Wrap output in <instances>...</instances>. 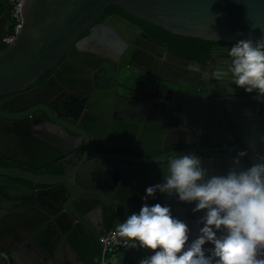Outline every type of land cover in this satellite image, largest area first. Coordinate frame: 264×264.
I'll return each instance as SVG.
<instances>
[{
  "label": "water",
  "instance_id": "water-1",
  "mask_svg": "<svg viewBox=\"0 0 264 264\" xmlns=\"http://www.w3.org/2000/svg\"><path fill=\"white\" fill-rule=\"evenodd\" d=\"M18 1L22 10L21 24L15 39L0 50V98L16 94L12 102H23L21 108H31L17 116L1 113L0 116L7 120L34 117L39 123L34 130L38 136L33 148L34 160L16 161L35 170L61 161V167L56 168L61 172L35 174L21 173V169H0V264H67L74 255L86 264L96 251L102 254L100 236L116 232V225L132 212L139 211L145 202L170 204L173 214L186 220L195 236L199 214L192 213L191 205L159 192L155 198L145 201V189L163 180L171 154L199 155L210 174H219L229 167L231 158L246 147L247 140H254L257 151L264 153V143H261L264 93L255 91L258 96L243 101L239 93L242 90L222 84L194 99L188 96L157 98L163 103L159 113L147 107V103L139 105L136 97L124 106L119 103L120 95L118 99L108 100L106 96L95 94L97 101L110 106L111 110L91 113V99L83 102L73 99L69 105L79 103V110L86 106L80 118L79 114L69 115L59 108L68 104L59 94L67 80L65 73L72 67L74 71L68 74L77 81L76 75L82 69L77 62L62 60L65 56L72 57L79 43L88 47L96 40L105 43L112 31L111 21L97 22L110 6L120 7L176 35L235 43L249 36L264 38V0ZM114 18L133 29L126 43L131 51L161 44L134 23ZM7 22L0 17V40L9 34ZM87 31L89 34L82 40L81 36ZM107 47L114 50L110 45ZM174 65L169 63L168 67L200 75L196 69L181 70ZM112 66L118 70L117 63ZM52 69H55L54 74L44 84L26 91ZM104 69L103 76L88 80L89 87L81 86L82 89L100 92L111 88L106 83L108 67ZM167 88L171 90L164 84L163 89ZM179 92L192 95L184 90ZM93 117L101 122L105 136L121 141L120 144L108 143L110 148L121 152L104 153L96 149L97 145H90L97 128L96 122L91 121ZM83 139V159L78 164L71 159L68 164L66 160L74 155ZM126 149L130 153L122 152ZM147 152L160 154L141 155ZM15 178L27 180L34 186L17 183L12 180ZM72 221L81 228L73 227ZM61 236L68 240L71 248L66 242L61 243Z\"/></svg>",
  "mask_w": 264,
  "mask_h": 264
},
{
  "label": "clouds",
  "instance_id": "clouds-1",
  "mask_svg": "<svg viewBox=\"0 0 264 264\" xmlns=\"http://www.w3.org/2000/svg\"><path fill=\"white\" fill-rule=\"evenodd\" d=\"M228 56L230 63L214 77L264 93V38L239 39ZM145 192V201L159 192L191 205L199 227L193 236L170 204L145 202L116 225L125 243L148 250L139 264H264V153L254 140L219 174H210L199 155L171 154L163 180Z\"/></svg>",
  "mask_w": 264,
  "mask_h": 264
},
{
  "label": "flooded vegetation",
  "instance_id": "flooded-vegetation-1",
  "mask_svg": "<svg viewBox=\"0 0 264 264\" xmlns=\"http://www.w3.org/2000/svg\"><path fill=\"white\" fill-rule=\"evenodd\" d=\"M3 8H0V16L7 19L8 24L9 18L5 13L2 12L1 9ZM109 9L110 7L106 9V11L101 15V18L97 22L98 24H104L107 20L111 21V23L109 24V28L112 31L108 33L110 35L107 37L105 43L101 42L100 40H96L93 45H90L91 48L88 47L87 44H85L84 46V43H79L76 45V50L73 51V54H71L72 57L68 58L67 56H65L62 60V62H64L66 59L77 62L81 64L80 66L82 68L76 75L77 81H74L72 78H70L71 75L68 74L74 71L72 67H70V70L68 69L67 73H65L67 80L64 83L65 85L63 84L62 90L59 92L62 101L64 100L68 103H64V106H59V108L63 112L69 115L79 114L80 118H82V116L85 114L86 106L82 110H79L81 108L79 103L72 104L71 106L69 105V102L73 99H78L80 100V102H83L86 98L92 100L91 106L93 107V109H91V113H96L101 109L111 110L110 106L101 105V103H99V100L97 101V97L95 94L106 96L105 98H107L108 100H115L116 98L118 99V96L120 95L121 98L119 100V103L124 106H126L127 103L130 102L131 98L136 97L138 99V102L140 103L139 105L142 104L141 106H143L145 103H147V107L148 105L149 108L153 107L155 113H159L160 110L163 109V103H160L157 98L159 99L160 97L172 98V96H188L190 97L189 99H194L201 94L205 95L207 93H210L209 88L211 87H222V84H231V87L236 86L238 90H242L239 93H241L240 100L243 101H248V99L252 100L255 98V96L259 95L257 93H254L255 91L251 93L246 92L244 88L235 85L234 83L228 81L226 78L224 80H217L213 75V73L218 68L227 67V65L230 63L228 50L234 43H219L213 45L210 53V58L206 62L182 58L173 55L170 52L169 45L166 41L158 38L156 35L144 29L141 26V22L137 20L138 18L132 16L125 10L114 12L109 11ZM114 17H120L124 20L134 23L147 34L158 39L161 44H159L158 46H154L150 43L152 46H148V49L135 48L131 51L129 49V45L126 46V43L129 41L128 35L134 33V31L132 28H129ZM88 34L89 31L84 33L81 36V39L83 40ZM107 45L114 47V50H110ZM4 47L5 45L0 42V50ZM111 63L112 65L117 63L118 70L115 69V71L113 69V66L110 65ZM169 63H174L176 65H174V67L180 68L181 70H183V68L196 69L198 72H200V75L193 76L190 74V72L169 68ZM106 66L108 67L106 71H109L107 73V82H105L110 85L111 88H108V90L106 91H100L101 93L97 89H82L81 86L89 87L87 85L88 80H91L94 77H98L99 75L103 76L105 70L104 68ZM54 72L55 69L50 70V74L48 77L44 78L46 75L45 74L44 76H42L43 78L41 77L42 79L40 78L36 83L29 86L26 91L44 84L54 74ZM201 73H206V75H203ZM164 79H167V81H163ZM146 84L149 85L147 86ZM164 84H168V86L171 87V90L169 88L163 89ZM183 90L186 93H192V95H180L179 91ZM144 94H147L148 96H145ZM15 95L16 94H12L0 98V103H5V105H8L7 107H2L0 105L1 114L17 116L27 110H30L31 107L21 108L24 104L23 102H12V97ZM8 107H12V109L14 110L9 109ZM24 118L25 117H18L14 120H7L0 116V169H21V171H19L21 173L29 172L35 174H59L61 171L56 168L57 166L61 167V161L46 166L43 169L37 170L16 161V159H22L27 162L34 160L33 148L35 146V138L38 137L36 136L34 130H36L39 123L35 120L34 117H31L32 119L28 118L26 120ZM97 120L98 118L96 117L91 118V121H93L94 123L96 122L97 128L95 127V134L89 141L90 145H97L96 149L104 153L121 152L110 148V146L108 145L109 142H111V144H120L121 141H114V139H111L110 136H105L104 129H102L103 126L102 124H100L101 122H98ZM83 147H85V139H83V142L75 151L74 155H72L70 159L66 160L68 164L71 162V159L74 164H78L81 162V160L83 159ZM122 152L130 153L128 149L123 150ZM159 154L160 152H147L142 153L141 155L154 157L158 156ZM88 159H91L90 155L88 156ZM12 180L28 187L34 186L33 183L21 178H15ZM38 187L41 188L42 186ZM71 224L73 227L75 226V228H81L80 226L75 224L74 221H72ZM61 237V243L66 242L68 248H71L68 240L63 238V236ZM101 256L102 254L100 255L99 252L96 251L91 257L88 258V263L86 264H100ZM68 261L69 262L67 264H84V262L81 261L77 255L73 256V260Z\"/></svg>",
  "mask_w": 264,
  "mask_h": 264
},
{
  "label": "trees",
  "instance_id": "trees-1",
  "mask_svg": "<svg viewBox=\"0 0 264 264\" xmlns=\"http://www.w3.org/2000/svg\"><path fill=\"white\" fill-rule=\"evenodd\" d=\"M0 6L4 7L1 0H0ZM109 11L116 12V11H124V10L117 6H110ZM137 20L141 22V26L144 29H146L148 32L166 41L169 45L170 52L173 55L182 58H187L190 60H195L200 62H206L210 58L211 55L210 53L213 45L219 43H227L222 41H211V40H204L201 38L184 37V36L176 35L145 20H141V19H137ZM49 74L50 71L46 73L44 78L48 77ZM147 254L148 252L146 250H141L140 248L127 252L125 255L119 254L116 256L126 257L121 264H139L140 259L146 256ZM112 256L115 255L108 256V258L110 259L109 264H114L113 261H111Z\"/></svg>",
  "mask_w": 264,
  "mask_h": 264
},
{
  "label": "built area",
  "instance_id": "built-area-1",
  "mask_svg": "<svg viewBox=\"0 0 264 264\" xmlns=\"http://www.w3.org/2000/svg\"><path fill=\"white\" fill-rule=\"evenodd\" d=\"M5 8L9 10L10 16L15 20L16 24L14 28L9 29V34L0 40L3 44L11 43L16 37V30L21 24L22 14H21V4L18 0H1ZM100 242L102 244V257L100 264H109V255H125L127 252L132 250L140 249L137 246H133L132 241L125 243V239L117 236L116 232L109 231L100 236ZM210 245H206L209 247Z\"/></svg>",
  "mask_w": 264,
  "mask_h": 264
},
{
  "label": "rangeland",
  "instance_id": "rangeland-1",
  "mask_svg": "<svg viewBox=\"0 0 264 264\" xmlns=\"http://www.w3.org/2000/svg\"><path fill=\"white\" fill-rule=\"evenodd\" d=\"M0 8H1V7H0ZM2 8H3V7H2ZM1 10H2V12L5 13V14L8 16V18H9L8 27H10L11 29H13V28H14V25L16 24V22H15V20L10 16L9 10H8L7 8H3V9H1ZM141 250H146V251L148 252L147 249H143V248H141ZM111 261H113L114 264H119V263L117 262V256H116V255L111 257Z\"/></svg>",
  "mask_w": 264,
  "mask_h": 264
},
{
  "label": "crops",
  "instance_id": "crops-1",
  "mask_svg": "<svg viewBox=\"0 0 264 264\" xmlns=\"http://www.w3.org/2000/svg\"><path fill=\"white\" fill-rule=\"evenodd\" d=\"M125 258H126L125 256H123V257H119V256H117V262H118L119 264H121L122 261H123Z\"/></svg>",
  "mask_w": 264,
  "mask_h": 264
}]
</instances>
